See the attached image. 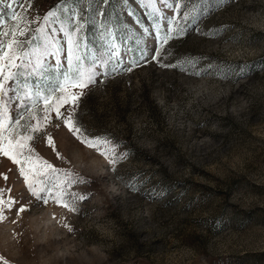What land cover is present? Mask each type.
I'll use <instances>...</instances> for the list:
<instances>
[{"label": "rangeland", "instance_id": "obj_1", "mask_svg": "<svg viewBox=\"0 0 264 264\" xmlns=\"http://www.w3.org/2000/svg\"><path fill=\"white\" fill-rule=\"evenodd\" d=\"M57 3L33 0L30 12L43 16ZM198 7L197 24L165 46L163 62L181 68L149 62L81 101L83 127L126 158L110 167L63 128H49L63 160L37 139V152L84 181L72 190L88 198L76 212L34 200L24 213L5 209L0 256L9 264H264V0ZM108 9L117 43L143 45L135 20L151 24L136 0H110ZM87 34L103 48L100 31L89 25ZM189 60L198 75L182 70ZM0 173L9 177L0 188L29 203L3 157Z\"/></svg>", "mask_w": 264, "mask_h": 264}, {"label": "snow or ice", "instance_id": "obj_2", "mask_svg": "<svg viewBox=\"0 0 264 264\" xmlns=\"http://www.w3.org/2000/svg\"><path fill=\"white\" fill-rule=\"evenodd\" d=\"M121 2L127 6L130 0ZM136 2L145 10L151 26H143L136 19L147 39L143 45L136 39L135 47H129L127 41L124 46L117 43L116 30L110 27V0H59L43 16L31 14L33 0H0V157L15 167L30 198L29 203L21 204L12 196L11 188H0V220L5 219V209L28 211L31 200L76 212V202L88 198L72 190L84 181L37 152L35 142L39 139L56 159L63 160L50 127L63 128L103 157L110 167L126 158L108 137L91 135L83 127L78 119L82 99L106 78L132 72L149 62L181 68L179 64L163 62L168 54L165 46L183 34L189 24H197L198 5H208L210 0ZM5 11L7 16L2 14ZM206 13L207 8L202 14ZM127 14L135 16L133 11ZM89 25L100 31L102 49L89 44ZM185 63L188 68L182 70L199 74L191 71L194 61ZM240 78L247 79L246 73L241 71ZM0 178L5 182L9 179L6 173H0ZM128 187L134 189L135 183ZM0 262L9 264L2 256Z\"/></svg>", "mask_w": 264, "mask_h": 264}]
</instances>
